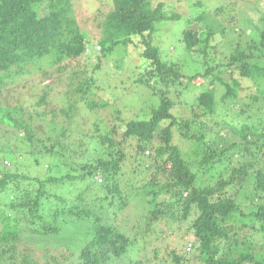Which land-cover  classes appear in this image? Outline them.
Returning <instances> with one entry per match:
<instances>
[{
  "label": "trees",
  "instance_id": "16d2710c",
  "mask_svg": "<svg viewBox=\"0 0 264 264\" xmlns=\"http://www.w3.org/2000/svg\"><path fill=\"white\" fill-rule=\"evenodd\" d=\"M222 10L217 8L218 12ZM92 14V22L82 21L74 0H0V92L32 74L40 75L44 83L32 105L42 108L38 115L23 104L0 107V121L13 129L1 136L3 140L0 138L5 146V150L0 148V196H10L8 205L13 214V218L5 217L6 225L0 220L1 258L17 264L23 223L29 224L27 233L36 239L35 235L59 233L72 216L82 224L92 218L100 222L80 248L79 264H106L114 257L124 259L130 249H147V226L151 229V223L169 217L172 222H180L173 229L179 234L183 223H188L182 237L193 234L196 241L193 253L192 246L189 251H168L164 259L170 257L173 264H264V27L250 22L257 38L243 42L248 36L242 28L230 31L220 22L222 35L234 37V44L212 45L210 38L218 30L205 26L204 35L200 25H193L203 22L202 13L186 28L183 41L188 52L204 56L205 68L186 77L176 63L163 58L154 43L157 24L177 17L164 11L163 2L153 6L152 0H112ZM129 44L141 49L140 57L145 62L136 65L144 68L139 81L147 82L158 103L149 106L145 114L135 112L137 115L129 119L122 117V108L116 109L118 112L109 110L110 119H121L122 127L114 124L108 129L111 132H106L95 123L94 130L74 132L72 139L70 120L75 105L53 102L51 93L56 89L44 80L65 76L74 83L76 77L83 76L75 93L86 95L84 84L88 88L94 84L91 78L83 83L89 61L100 68L103 57ZM213 50L218 61L209 57ZM76 61L81 69H75ZM224 69L231 72L228 79L222 77ZM199 75L210 80V85L188 107L192 116L178 117L172 112L175 104L169 94L184 78L193 80ZM216 83L224 87L219 98ZM86 105L88 113L109 107ZM221 106L225 115L237 106L234 116L245 117L246 122L210 134L211 120ZM48 113L52 115L50 123L61 133L46 140L36 138L34 121L47 120ZM60 116L65 117L67 125L56 124ZM45 128L54 129L50 124ZM10 133L31 146L28 152L36 155L37 161L40 157L50 160L45 166L46 177L7 166L18 164L17 153H23L16 147L8 149ZM176 134L196 145L193 157L183 156ZM127 158L133 165L124 166ZM222 166L225 170L219 169ZM200 173L207 175L203 182H198ZM71 192L76 195L67 197ZM131 204L138 214L128 215ZM111 215L117 226L110 223ZM120 222L132 228L124 229ZM173 230L163 229L162 237H172ZM256 235L262 243L255 240ZM40 251L50 253L48 249ZM159 252L154 250L155 258H160ZM31 258L22 255L25 264H40ZM47 258L45 264H56L53 255Z\"/></svg>",
  "mask_w": 264,
  "mask_h": 264
},
{
  "label": "rangeland",
  "instance_id": "374dc122",
  "mask_svg": "<svg viewBox=\"0 0 264 264\" xmlns=\"http://www.w3.org/2000/svg\"><path fill=\"white\" fill-rule=\"evenodd\" d=\"M111 1L112 0H74V7L77 15L82 21L89 20V22H92V12L104 7L105 5L111 4ZM159 2H163L164 11L169 16L177 15V17L163 20L157 24L154 43L159 46L163 58L167 60L168 63H176L186 77H190L198 72L204 71L205 68L204 56L195 52L197 54L196 55L193 53L194 51L188 52L183 41V33L186 28L202 13L205 14V19L201 22L202 24L195 22L193 25H200L203 28L202 32H204V35L207 34V28H205V26L212 25V29L218 30L215 32L213 38H210V43L212 45H227L228 43L234 42V37L229 38L228 36H224V34L222 35L219 26L220 22L226 23L228 25V30L230 31L235 28L237 29L238 27L242 28L248 36L247 39L243 37V42L249 39L257 38L255 26L249 24L250 22L261 28L264 27V0H152L153 6H156ZM218 7H223V10L218 12ZM237 31L238 30L234 32ZM219 42L221 44H219ZM225 48L229 50L227 47ZM221 53H224V49H221ZM140 54L141 49L135 47L134 44H129L124 47L120 45L115 48L114 52L103 57L104 60L101 62L100 68H96V64L89 61L90 69L87 71L85 70L83 83L91 78L94 84H92L93 86L91 88H88L86 83L84 84L85 89L88 91L86 95H83L82 92H80V94L75 93L77 92L76 87L79 85L83 76L79 78L76 77L74 79V83H71L70 80H66L65 76L60 80L56 79L54 76H49L44 80L45 83H50L52 85L51 88L56 89V91L51 93V95L54 94L52 98L53 102H57L58 104H67L68 106L72 104L75 105V109L72 111V120H70V135H73H71L72 139L76 136L73 134L74 132L92 130L95 123L98 124L100 130L106 132H111V130L108 129L112 128L114 124L122 127L124 122L121 119H110L111 117L109 116L112 114L110 111L122 108V117L129 119L136 116V113H141L142 115L145 114L148 111L149 106L158 103L159 99L151 93L147 82L142 83L139 81V79L142 78L144 68H138L136 65L139 63L144 65L145 62V60L140 57ZM213 54L214 50L211 54H209L210 59L212 61H218L220 58L214 56ZM218 55L221 56L219 51ZM83 61L84 57L80 59L81 65H83ZM80 63L78 61L74 62V65L76 66L75 69H81V67L79 68ZM230 75V70L224 69L222 77L228 79ZM209 82L210 80L201 75L193 80L184 78L181 83H178V85L173 88L172 93L169 94L175 104L172 108V112L178 115V117L186 118L187 116H192L191 110L188 107L193 104L196 100V96L200 92L208 89L210 85ZM41 84L43 85L44 83H42L40 75L32 74L31 77H26L23 82L14 83L8 87L2 88V91L0 92V107L23 104L27 110L30 108L31 111L38 115L42 111V108H33L32 105L35 103L36 97L41 94ZM73 84H75V86ZM73 86L74 89L72 90L71 88H73ZM215 89L216 96L219 98V96L222 95L224 87H222L219 83H216ZM256 89H260V86H256ZM86 104H109V107L104 109L101 108L95 112L88 113ZM237 106L234 110L226 112L227 115L224 114L225 107L221 106L215 118L211 120L210 125L213 129L209 133H215L225 126H236L235 123L239 121V124L246 122L245 117L242 119L239 116H234L233 112L238 110ZM115 112L118 111L116 110ZM49 116L52 115L48 113L47 117ZM60 117L61 118L58 117L56 119V124L60 125L61 123L66 122L67 125V121L63 119L65 117ZM202 118L205 120L207 119V117ZM49 120L50 117L47 120L40 118L34 121V128H36L37 131L36 138L46 140L47 137L51 136L54 138L57 134L61 133L60 129L53 126ZM48 124L55 128L48 130L45 128ZM7 131H13L12 127L0 121V138L1 136L3 137ZM13 134L10 133V148L8 149L16 147L23 153H17V160L19 159L18 164L13 166L10 164L7 165L6 159H2L3 163H5L9 168H12V170H24L31 176H40L42 178L46 177L47 175L44 173L46 170L45 166L49 164L50 160L47 157H40L37 161L36 155L31 156L28 152L31 151V146L18 139L19 136L15 133ZM21 136L22 135H20V137ZM175 137L176 143H178L184 151L183 156L185 158H188V156L193 157L196 145L192 142L190 143L188 141H184L178 134H176ZM1 140H3V138H1ZM47 144L50 146L51 142L47 141ZM0 148L5 150V146L1 142ZM128 150H130V148L126 149V151ZM131 154L132 152L127 153V155ZM126 160L127 161H125L124 166L128 164L133 165L129 158ZM0 168L2 169L3 167L0 166ZM225 168L226 166L219 167L220 170H225ZM199 175L200 177L198 178V182H203L204 179L207 178V175H204L205 177H203L201 173ZM124 176L125 178L128 177L126 175ZM23 184L25 186L27 182H24ZM55 190L58 191V187H55ZM5 195L0 196V220H2L3 225H6V216L13 218V214L9 210L8 205L10 196L6 195L7 197H5ZM75 195L76 194L74 192H71L70 195H67V197L70 198ZM50 197L52 198L51 195ZM131 207L132 204L127 208L126 212L128 215L138 214L134 213V209ZM132 210L133 213L131 212ZM16 214L17 213H15V215ZM17 215L19 216V214ZM114 217V215H111L110 223L117 226V220ZM72 218L75 217H69L66 222L62 224L63 228L59 233L47 236L41 234V236H38L40 239H38L36 235V239H34V236L27 233L29 231V224L23 223L24 230L19 242V254L16 252L15 261H17V264H25V262L22 261V255H24V253L31 255L34 258H31V261L34 260L35 263L45 264L44 262L48 261L47 257L53 255L56 264H79L77 256L79 255L78 253L80 248L90 239L92 230L95 226H100V222L97 223L96 218H92L90 222L88 221L87 223L82 224L81 222L83 221ZM9 223H12L11 220ZM179 224L180 222H178V224L176 222H172L169 217L156 222V224L151 223V229H149V226H147L148 229H145L150 232L146 236V238H148L146 240L150 242L147 249H144L143 251H140L137 248L130 249L129 254L127 253L124 259L121 257H114V260L111 259L107 261L106 264H137V262L139 264H173V260L170 257L168 259H164V255H166L168 251L173 248L180 249L181 251H189L192 246L193 250H190V252L193 253L194 248L196 247V244H194L196 241L193 234L182 237V234L188 227V223H183V226L180 227V234L179 232H175L173 230H176L177 225ZM121 227L124 229L132 228V226L129 227L124 224H122ZM163 229H169V231L173 230L175 234H173L172 237H162ZM130 232H132V230H130ZM255 240L262 243V238L258 235H256ZM141 243H143V240H141ZM41 247L44 251L48 249L50 253L46 255L44 252L40 251V249H42ZM156 249L160 251V258H155L154 250ZM72 252L75 254H72ZM0 264H11L6 258H1V250ZM194 264L202 263L197 261Z\"/></svg>",
  "mask_w": 264,
  "mask_h": 264
},
{
  "label": "built area",
  "instance_id": "2783aa9c",
  "mask_svg": "<svg viewBox=\"0 0 264 264\" xmlns=\"http://www.w3.org/2000/svg\"><path fill=\"white\" fill-rule=\"evenodd\" d=\"M101 180V179H100Z\"/></svg>",
  "mask_w": 264,
  "mask_h": 264
}]
</instances>
